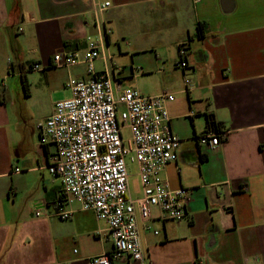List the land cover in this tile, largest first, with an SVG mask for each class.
<instances>
[{"label": "crops", "instance_id": "crops-1", "mask_svg": "<svg viewBox=\"0 0 264 264\" xmlns=\"http://www.w3.org/2000/svg\"><path fill=\"white\" fill-rule=\"evenodd\" d=\"M89 38L104 50L97 73L106 57L119 87L174 95L167 108L181 142L163 176L190 195L184 220L163 221L156 207L140 220L143 261L114 264H264V0H0V264H87L113 248L107 224L66 201L38 135L71 96L67 82L90 77L86 63L58 67L54 55L83 59ZM209 118L226 135L215 149L199 142Z\"/></svg>", "mask_w": 264, "mask_h": 264}, {"label": "built area", "instance_id": "built-area-1", "mask_svg": "<svg viewBox=\"0 0 264 264\" xmlns=\"http://www.w3.org/2000/svg\"><path fill=\"white\" fill-rule=\"evenodd\" d=\"M110 5L105 1L97 11ZM186 51L187 43L178 46L176 67L184 73L189 70ZM103 53L102 42L89 38L83 59L67 51L54 55L58 67L86 63L90 77L67 82L71 96L56 102L52 114L39 125V142L51 149L48 169L61 179L66 201H79L82 210L93 211L107 224L113 248L91 257L87 264H114L125 257L143 261L139 222L150 219L152 207L159 209L163 221L187 217L189 190L171 189L163 176L166 166L177 158L181 142L171 131L167 108L175 97L170 93L143 96L137 89L119 87L115 81L121 70L110 73L109 58L105 57V71H95L93 63ZM33 67L42 69L39 64ZM185 83L189 86L192 81L187 77ZM125 128L128 139L123 136ZM225 137L212 130L199 142L215 149ZM127 158L137 164L139 198L130 194ZM71 213L58 207L62 218ZM35 216H41L40 211Z\"/></svg>", "mask_w": 264, "mask_h": 264}, {"label": "rangeland", "instance_id": "rangeland-1", "mask_svg": "<svg viewBox=\"0 0 264 264\" xmlns=\"http://www.w3.org/2000/svg\"><path fill=\"white\" fill-rule=\"evenodd\" d=\"M122 48H127V47H122ZM116 54L118 55V51L116 52ZM100 68V65H97V69ZM20 85H22V80H20ZM14 86V84H13ZM69 90H67V93ZM66 93V91L63 92H59L56 93L54 95V98L59 99L58 97H62V95H64ZM47 106L44 105V109ZM123 136L125 137V139H128L130 136V133L128 131L127 128L124 129L123 131ZM126 163H127V171H128V175H129V186H130V190L131 193L134 197H141V188H140V181H139V177H138V168H137V164L135 162H132L129 158L126 159Z\"/></svg>", "mask_w": 264, "mask_h": 264}, {"label": "trees", "instance_id": "trees-1", "mask_svg": "<svg viewBox=\"0 0 264 264\" xmlns=\"http://www.w3.org/2000/svg\"><path fill=\"white\" fill-rule=\"evenodd\" d=\"M207 30V24L205 22H200L197 24V32L196 36L199 38H204L205 32ZM209 125L212 126V130L216 132H220V126L215 123V121L212 118H209Z\"/></svg>", "mask_w": 264, "mask_h": 264}]
</instances>
